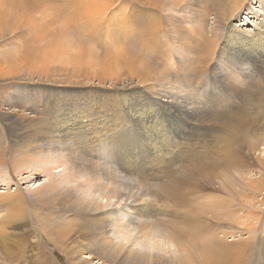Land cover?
Here are the masks:
<instances>
[{"label":"bare ground","instance_id":"6f19581e","mask_svg":"<svg viewBox=\"0 0 264 264\" xmlns=\"http://www.w3.org/2000/svg\"><path fill=\"white\" fill-rule=\"evenodd\" d=\"M136 1H141L144 8L140 14L135 13V16L139 19L137 26L140 24L142 27L139 29L137 27L139 36L137 38H142L144 46L146 43L148 60L146 68L149 71V78L141 81L145 85L137 92L138 96L126 99L127 95H124L125 98L117 103L111 102L109 107L101 102L98 111L94 109L95 105L89 103V105H84L80 111L75 112L76 114L69 111V113H64L63 110H59L60 107L49 108L50 104L44 102L43 99L35 98L29 100L31 103L29 110L31 113L38 110V114H42V117L35 115L36 119L32 116L29 118L23 114L10 113L7 109L5 114L10 115L11 123L6 124L5 127L9 128L11 125L14 127L0 132V168L2 169L6 163V147L14 151L10 154L13 170L19 169L20 171L27 168L29 170L32 164L40 162L41 159H50L49 157L54 152L53 147H55L54 150L57 147L60 150L58 152L62 161L68 165L70 163L74 171L68 172L71 176L68 179L76 182L83 178L90 189L96 186L100 191L112 193L115 197L119 196L118 188L115 185L109 187L108 184L118 181L119 177L129 179V174H139L140 179L136 182L139 194L135 196L133 193L128 196L134 197L131 199L136 204L130 208L129 219L124 222L116 218L115 211H104L100 204H97L93 210L86 209L85 204L76 199L68 188L58 190L54 182L51 186L45 187L46 193L38 201L44 199L42 206L54 212L55 225L52 227L54 236L43 227L41 231H44L48 240L52 241L67 257L69 264H78L75 260L77 257L80 258V264H89L93 259L100 262L99 264H197L196 254L188 244H181L179 237L185 236L187 241L195 245V238L199 234L205 237L201 246L205 253L213 249L225 253H239L246 245L242 244V241L227 245L212 240L209 234L210 221L207 218L196 216L197 212L191 208L193 200L188 197L192 193L185 194L182 187L187 185L185 188H191V179L196 171L205 173L208 180H211L215 170L222 168L220 162L216 161L224 159L230 162L236 161L235 151H244L249 154L246 145L251 144L252 140L246 143L247 136L252 139L257 138V134L259 136L264 134V0H255L256 2L254 0ZM88 6L83 8L84 11L86 9L88 22L96 26L98 19H95V16L98 10L90 6L88 9ZM102 7L105 10L107 4ZM99 10L101 11V8ZM82 12L79 16L84 15ZM240 13L243 14L240 18L245 16L248 20L236 24L234 20L239 18ZM209 17L211 22L208 21ZM136 19L129 20L135 22ZM141 31L142 37L140 38ZM153 56L161 60L159 67L152 66L153 58L151 57ZM180 84L191 87V89L187 88L189 96L193 94L207 96L205 104L202 105L203 112L193 104L182 105L170 98L173 96V89ZM183 85L181 86L184 87ZM204 88L206 91L200 92V89L204 91ZM160 94L167 98L159 99ZM178 94L176 93L175 96H179ZM247 96H255L252 98L253 110L248 107L251 99H246ZM236 97L240 98L239 102H235L234 105L233 99ZM212 98L218 100L217 103H213ZM144 101L145 103H142ZM12 102L14 104L8 108L22 103L15 100ZM140 103L145 105L139 108L134 107ZM180 110L181 113L191 117H186L181 126L177 124V128L188 124L195 125L196 122L201 123L204 120L209 121L210 127L213 124V128L206 127L208 132L198 134L200 139L185 136V139L182 137L184 140L177 141L176 136L165 127L164 120H169L170 115ZM195 112L202 114L201 120L195 119L196 116H193ZM204 114H207L206 118ZM255 122H258L256 131L248 135L253 130ZM197 126L203 127L201 124ZM126 127L136 132L139 131L138 136L131 140L126 139L125 135L118 138L119 145L126 152L112 158V161L108 160L111 157L100 154L97 147L104 145L101 143L105 141L110 143L117 141V137ZM3 133H9V138L12 137L13 142L2 141L1 134ZM18 139L22 141L19 142ZM199 142L212 143L217 149L211 153L212 155L206 154L205 157H201L195 151V145ZM181 145L188 148V151L181 154L179 151ZM136 146L149 150L148 156L156 162L152 169H149L148 162L144 163L130 158L133 156L141 158V150L139 148L137 150ZM78 147H83L84 150L92 153L93 157L80 158L77 153ZM261 149L264 150V146ZM260 154L262 153L259 152L258 155ZM262 155L264 156V152ZM104 157L107 161L103 160ZM180 160L189 161L191 166L180 177H167L166 183L158 182L156 196L158 200L178 199V202L190 208L181 213L165 211L160 204L148 201L144 197L149 188L142 184V179L145 177L143 173L154 171L157 165L165 166V164ZM45 162L43 166L47 165ZM157 170L161 173L160 167ZM258 177L260 176L253 177L252 174L247 177L254 178L252 182H249V185L253 184L251 188L254 189L256 185L263 188L264 175ZM256 178L258 179L255 180ZM92 180L103 182L96 184ZM125 182L129 184L128 181L125 180ZM209 198L211 203L205 209L215 208L214 212H216L219 199L212 195ZM21 203H23L22 195H11L3 202V205L14 207ZM2 220L11 221L9 217ZM111 227L112 230L118 231V235H121L125 243H119L111 237L109 233ZM3 229L5 227L0 225V234L3 233ZM133 232L139 233L136 237L138 241L143 242L142 244L150 239L154 242L153 235L158 237V240L164 237L171 246L173 244L176 253L174 251L175 254H169L171 250L165 253L137 250L129 243ZM67 239L69 244L65 246L62 241ZM203 262L207 264L205 259Z\"/></svg>","mask_w":264,"mask_h":264},{"label":"rangeland","instance_id":"374dc122","mask_svg":"<svg viewBox=\"0 0 264 264\" xmlns=\"http://www.w3.org/2000/svg\"><path fill=\"white\" fill-rule=\"evenodd\" d=\"M141 3V1L135 2V0H0V132L14 127V125L9 128L5 127L6 124L11 123L10 115L5 114L7 109L10 110V113L23 114L29 118L32 116L33 119H36V116L42 117V114H38V110L32 113L29 110L31 105L29 100L35 98L43 99L44 102L50 104L49 108L60 107L59 110H63L64 113L76 114L75 112L80 111L84 105H89V103L95 105L94 109L98 111L102 103L109 107L111 102L117 103L125 97L128 99L138 96L137 92L145 85L141 81L144 78H149V71L146 68V61L148 62L146 43L144 46L141 38L142 31L141 39L137 38V30L142 27L140 24L137 26L139 19H136L135 13L140 14L143 11V3ZM105 4H107V9L104 10L102 6ZM87 5L98 10L95 19H98L99 22L97 20L98 25L96 26L88 22V15L85 14L86 9L85 11L83 9ZM81 10L84 15L79 16ZM240 15L243 17V14L240 13L239 18L234 20L236 24L248 20L245 16L240 18ZM134 18L135 22L129 20ZM208 21L211 22L210 17ZM151 58H153L151 63L154 68L161 65V60H157L155 56ZM181 85L183 84L177 85L173 89V96L170 98L182 105L193 104L203 112L202 105L205 104L207 96H195L196 94L189 96L187 91L191 87L183 85L184 88ZM203 90L200 89V92L206 91L205 88ZM176 93H180L179 96H175ZM124 95L127 96L124 97ZM253 97L255 96L246 98L251 99L248 107L252 110ZM166 98L167 96H161V94L159 96L161 100ZM239 98L233 99L234 105L235 102H239ZM12 100L22 102L21 105L18 103L16 107H12L15 111L8 108L14 104ZM212 100L213 103L218 101L214 98ZM142 103L134 107L139 108V106L145 105ZM20 110L23 112L21 113ZM104 110L106 109L104 108ZM252 110L249 109V111ZM201 115L195 112L193 116L197 117L195 119L201 120ZM206 115H203L204 118ZM186 117L191 116L181 113L180 110L176 114L170 115L169 120H164L165 127L176 136L177 141H182L186 137L200 139L198 134L208 132L206 127L213 128V124L210 127L211 124L207 120L177 128L176 125L180 124L181 126ZM250 123L252 124V121ZM197 124H201L203 127L197 126ZM257 125L258 122H255L253 130L248 135L256 131ZM137 133L139 131L136 132L126 127L117 139L124 135L126 139H135L138 136ZM257 135V138L251 139L248 136L246 138V143L252 140L251 144L246 145L249 154L244 151H235L236 161L230 162L226 159L216 161L220 162L224 170L222 168L215 170L213 179L208 180L205 173L196 171L191 179V188H185L187 185L182 187L185 194L192 193L188 197L193 200L191 208L197 212L196 216L207 218L210 221L209 234L213 241L227 245H233L239 241L246 244L239 253H225L216 249L205 253L201 249L204 236L197 235L195 245L187 241L185 236H180V243L188 244L196 254L197 264H205L203 259L207 264H264V186L262 188L256 185L253 189L250 187L253 184L249 185V182H252L254 178H247L250 174L253 177L264 175V156L262 155L264 150L261 149L264 146V134ZM1 136L3 139L5 137L2 141L13 142V138H9V133H3ZM182 137L185 138L182 139ZM18 141L22 140L18 139ZM118 141L119 139L115 142L111 141V143L109 141L102 142L101 144L104 145L97 147L99 153L108 158L111 157L108 159L111 161L120 153L125 154V149L121 148ZM136 147L138 150L139 147ZM180 147L181 154L188 151L185 146L181 145ZM190 147L194 149L193 146L190 145ZM53 148L55 149V147ZM6 149V163L2 169L0 168V199L3 198L0 201V225L5 227L2 230L3 233L0 234V264H69L67 257L52 241L48 240L45 232L41 231V227H43L54 236V228H52L55 225L54 212L53 210L48 211L42 206L45 202L42 201L44 199L38 201L46 193L45 187L51 186L53 182L57 185L58 190L67 188L71 190L74 197L82 201L88 210H93L97 204H100L104 211H115L116 218L119 220L124 222L129 219L130 208L136 203L132 202L131 198L134 197L128 196L133 193L138 196L136 182L140 179L139 174H129V179L119 177L118 181L108 184L109 187L115 185L118 188L119 196L115 197L112 193L100 191L96 186L90 189L82 177L76 182L68 179L71 177L69 173L74 171L70 167V163L68 165L62 161L58 152L60 150L57 147V151L51 149L54 152L49 157L50 159H41L40 162L32 164L33 167H29V170L27 168L22 171L13 170L10 154L14 151L9 150L8 147ZM139 149L141 158L137 156L130 158L144 163L148 162L149 169H152L156 162H153L148 156L149 150ZM216 149L212 143L199 142L195 145V151L201 157H205L206 154L212 155L211 153ZM83 150V147L77 148L80 158L93 157L92 153L86 149L85 152ZM259 152L262 154L258 155ZM106 157L103 160L107 161ZM43 160L47 162H45L47 165L43 166ZM41 161L43 162L41 163ZM161 165H157V168L160 167L161 173L157 168L154 171L143 173L145 177L142 179V184L149 188L144 197L148 201L160 204L165 211L181 213L190 207L178 202V199L174 201L167 198L158 200L156 184L158 182L166 183L167 177H180L191 165L187 160ZM235 171L237 172L235 173ZM92 182L98 184L103 181L92 180ZM11 195H22L23 203L14 207L3 205V202L8 200ZM211 195L219 199V203L216 205L219 213L214 212L215 208L213 210L205 209L211 203L209 198ZM6 217H9L11 221L2 220ZM112 227L109 232L111 237L119 243H125L121 235H118V231L112 230ZM136 236L138 237L139 233L133 232L129 243L137 250H151L154 253H165L171 250L170 252H173H169V254L176 253L173 244L171 243V246L164 237L158 240V237L153 235L154 242H151L150 239L142 244L143 242L138 241ZM62 242L65 246L69 244L68 239ZM75 260L80 264V258L77 257ZM99 263L94 259L89 262V264Z\"/></svg>","mask_w":264,"mask_h":264}]
</instances>
